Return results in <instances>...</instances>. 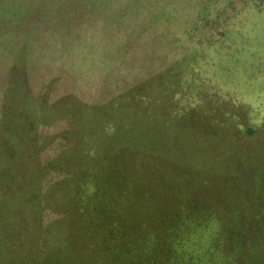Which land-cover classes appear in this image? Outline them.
Listing matches in <instances>:
<instances>
[{"label": "trees", "instance_id": "trees-1", "mask_svg": "<svg viewBox=\"0 0 264 264\" xmlns=\"http://www.w3.org/2000/svg\"><path fill=\"white\" fill-rule=\"evenodd\" d=\"M180 59L102 103L73 94L48 103L12 68L0 101V264H264V119L251 135L229 115L225 135L260 138L234 173H177L167 124L192 110L172 98L185 95L177 85L191 69ZM55 121L64 126L48 131ZM45 209L55 215L44 222Z\"/></svg>", "mask_w": 264, "mask_h": 264}, {"label": "rangeland", "instance_id": "rangeland-1", "mask_svg": "<svg viewBox=\"0 0 264 264\" xmlns=\"http://www.w3.org/2000/svg\"><path fill=\"white\" fill-rule=\"evenodd\" d=\"M207 38L216 39L212 46L219 53L206 49ZM196 46L202 47L201 57L192 60ZM182 57L191 68L177 85L185 95L172 92V98L192 110L183 120L178 118L183 113L174 114L173 126L167 124L174 135L167 130L158 135L167 131L169 142L178 146L177 173L191 167L200 173H234L240 159L251 158L260 138L225 135V125L233 123L229 115L251 135L264 119V0H0V101L8 78H17L13 67L30 92L45 93L48 103L66 94L102 103ZM193 77L199 78L195 89ZM207 108L210 112H204ZM125 124L131 132L133 118ZM63 126L55 121L47 130ZM54 148L52 143L44 155L52 156ZM211 157L208 170L205 162ZM54 215L45 209L42 221Z\"/></svg>", "mask_w": 264, "mask_h": 264}]
</instances>
